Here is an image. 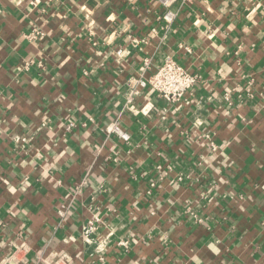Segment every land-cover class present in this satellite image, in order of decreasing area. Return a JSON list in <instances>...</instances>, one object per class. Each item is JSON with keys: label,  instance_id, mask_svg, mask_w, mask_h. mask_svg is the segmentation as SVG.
Here are the masks:
<instances>
[{"label": "crops", "instance_id": "obj_1", "mask_svg": "<svg viewBox=\"0 0 264 264\" xmlns=\"http://www.w3.org/2000/svg\"><path fill=\"white\" fill-rule=\"evenodd\" d=\"M163 14L0 0V262L24 242L8 264H264V0ZM167 56L200 76L185 102L137 84ZM118 118L130 143L108 131Z\"/></svg>", "mask_w": 264, "mask_h": 264}, {"label": "built area", "instance_id": "obj_2", "mask_svg": "<svg viewBox=\"0 0 264 264\" xmlns=\"http://www.w3.org/2000/svg\"><path fill=\"white\" fill-rule=\"evenodd\" d=\"M164 9V14L162 16V20L165 22V26L169 27L172 25L179 16V13L183 7L186 5L193 3L195 0H156ZM134 42V40H133ZM181 48L191 52L189 47ZM131 54V50L126 47H121L115 51V56L117 58H124ZM150 60L145 59L143 61V65L140 68L142 77L137 80V84L142 88L150 87L160 98L171 102V103H179L185 102L187 96L196 86L198 81L200 80V76L196 73L189 71L179 62H177L172 56L165 57L162 65H160L157 70L148 78H143V73L147 72L150 69ZM253 85L251 81L249 83V87ZM253 92H249V96H252ZM138 94L137 91H131L129 95V103H132L135 96ZM227 101H230V95L225 96ZM73 126V124H71ZM201 125V124H197ZM109 133L115 134L121 140L126 143H130L131 135L122 127L121 119L118 118L108 129ZM20 139H17L19 141ZM209 150L216 151V145L214 143H209ZM158 172L161 173L163 171L162 166H157ZM155 183H151L150 188H153ZM100 223V219L98 217H94L84 228L83 234L87 237V241H90V234L96 231V224ZM119 246L128 248L129 244L127 241H119ZM102 247V245H100ZM29 251V246L26 243L15 244V251H13L10 255L6 256L2 259L0 264H8L9 262L15 263H25L24 260H20L19 256L27 253ZM65 255L58 256L56 253H51L47 256V258H38V262H43L44 264H65ZM103 261V258H101Z\"/></svg>", "mask_w": 264, "mask_h": 264}]
</instances>
